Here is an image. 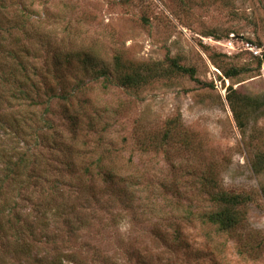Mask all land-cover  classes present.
<instances>
[{
  "label": "rangeland",
  "instance_id": "374dc122",
  "mask_svg": "<svg viewBox=\"0 0 264 264\" xmlns=\"http://www.w3.org/2000/svg\"><path fill=\"white\" fill-rule=\"evenodd\" d=\"M263 53L264 0H0V264H264Z\"/></svg>",
  "mask_w": 264,
  "mask_h": 264
},
{
  "label": "trees",
  "instance_id": "16d2710c",
  "mask_svg": "<svg viewBox=\"0 0 264 264\" xmlns=\"http://www.w3.org/2000/svg\"><path fill=\"white\" fill-rule=\"evenodd\" d=\"M27 22H31L29 19ZM85 64L90 65V63H88V59H86ZM261 64H264V53H263V57L261 59ZM91 66V65H90ZM118 70V69H117ZM182 72L184 73H188L191 77L193 76V71H188L185 69H181ZM12 74V72H10ZM13 75V74H12ZM229 77H232V75H229ZM145 79L142 78V76L138 73H131L128 75H124L119 79L118 84L123 87V88H134V87H139L142 84L145 83ZM18 90V93H20L23 97L22 98H27L29 99V95L27 94L26 91L24 90ZM80 88H82V83L77 82L76 83V89L77 92L80 91ZM28 91V90H27ZM67 94L69 96H71V92H67ZM231 94L235 95V92L233 93H229L225 99L228 103V106L233 114V118L236 121V125L239 129L243 128V123H242V117L241 114L238 112V108L236 107V101L233 99V97H231ZM244 103L247 105H250V107L253 108H260V103H257L256 101L252 100L250 103H248V100H244ZM35 102L30 103V106H34ZM8 168V169H7ZM25 159L24 157H21L18 159L17 163H15L14 165L11 166H7L6 169L8 170V176L6 177V179H10V180H18V178H20L23 173L26 171L25 169ZM89 170L91 168L94 169L95 171V175H97L98 178H103L105 180H110L112 179V177L110 176V173L107 172V170L105 169V167L103 165H101L100 161H97L96 163H92L89 165ZM110 169V168H109ZM26 174V172L24 173ZM2 186L3 184L1 183L0 185V206H1V202L3 201V192H2ZM220 201L223 202V204L225 206H227L226 210H221L219 213H214L212 215H210L208 217V222L212 223V224H219L222 230H229L232 227L236 226L239 223V215L238 213L235 211V209L240 206L241 204H243L244 200L243 198H241L240 196H223L222 198H220ZM10 223V222H9ZM7 223V225L9 224ZM8 230V227H7ZM21 249L24 250V245H22Z\"/></svg>",
  "mask_w": 264,
  "mask_h": 264
},
{
  "label": "built area",
  "instance_id": "2783aa9c",
  "mask_svg": "<svg viewBox=\"0 0 264 264\" xmlns=\"http://www.w3.org/2000/svg\"><path fill=\"white\" fill-rule=\"evenodd\" d=\"M232 44L231 43H229V46H231ZM246 45V47H247V49L249 50V51H251L252 53L253 52H257L256 51V48H254V47H252L250 44H245Z\"/></svg>",
  "mask_w": 264,
  "mask_h": 264
}]
</instances>
